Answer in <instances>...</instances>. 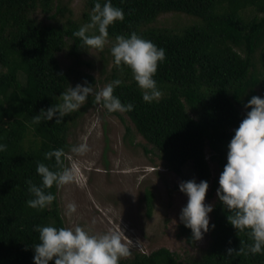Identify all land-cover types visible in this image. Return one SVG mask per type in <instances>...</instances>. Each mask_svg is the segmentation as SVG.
<instances>
[{"label": "trees", "instance_id": "obj_1", "mask_svg": "<svg viewBox=\"0 0 264 264\" xmlns=\"http://www.w3.org/2000/svg\"><path fill=\"white\" fill-rule=\"evenodd\" d=\"M54 1L0 0V264H264V0H90L93 32L36 16ZM168 12L195 21L178 31L152 25ZM93 34L126 41L100 103L125 113L167 168L192 164L198 182L186 191L216 190L211 243L199 258L160 247L66 260L58 187L75 114L72 71L57 55L69 42L70 53L87 51ZM145 198L150 215V191ZM178 230L195 244L192 207L181 210Z\"/></svg>", "mask_w": 264, "mask_h": 264}, {"label": "rangeland", "instance_id": "obj_2", "mask_svg": "<svg viewBox=\"0 0 264 264\" xmlns=\"http://www.w3.org/2000/svg\"><path fill=\"white\" fill-rule=\"evenodd\" d=\"M90 0H55L53 9L37 11L36 16L48 24L78 22L93 32V23L85 13H92ZM66 7L56 12L55 5ZM56 13V17L51 15ZM195 19L183 13L159 15L152 24L175 31ZM96 40L88 50L70 53L69 42L58 52L64 69H71L69 95L74 105L68 141L67 164L59 187L58 200L66 235V260L75 254L102 252L117 258H132L135 252L150 253L166 247L182 261L199 258L211 243L210 223L216 190L211 195H195L186 188L196 185L197 175L190 162L180 173L166 167L157 152H146L151 145L135 130L128 116L118 108L100 103L111 81V74L126 41L115 38ZM91 74L98 81L87 86L83 75ZM120 78L124 74L116 71ZM94 101L93 103L91 101ZM77 113V115H76ZM129 127L130 130H127ZM206 149V156H209ZM211 179L218 178V164L210 160ZM153 206L147 214L146 191ZM193 208L198 222L195 244L185 242L178 224L181 210Z\"/></svg>", "mask_w": 264, "mask_h": 264}]
</instances>
